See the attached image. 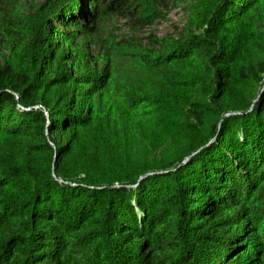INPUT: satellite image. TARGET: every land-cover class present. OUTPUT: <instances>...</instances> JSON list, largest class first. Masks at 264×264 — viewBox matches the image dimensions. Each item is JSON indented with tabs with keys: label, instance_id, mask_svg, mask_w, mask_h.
<instances>
[{
	"label": "trees",
	"instance_id": "trees-1",
	"mask_svg": "<svg viewBox=\"0 0 264 264\" xmlns=\"http://www.w3.org/2000/svg\"><path fill=\"white\" fill-rule=\"evenodd\" d=\"M0 264H264V0H0Z\"/></svg>",
	"mask_w": 264,
	"mask_h": 264
},
{
	"label": "rangeland",
	"instance_id": "rangeland-1",
	"mask_svg": "<svg viewBox=\"0 0 264 264\" xmlns=\"http://www.w3.org/2000/svg\"><path fill=\"white\" fill-rule=\"evenodd\" d=\"M186 21V14L182 8H171L169 16L160 21H155L145 31L155 30L159 35H164L173 31L176 26H182Z\"/></svg>",
	"mask_w": 264,
	"mask_h": 264
},
{
	"label": "water",
	"instance_id": "water-1",
	"mask_svg": "<svg viewBox=\"0 0 264 264\" xmlns=\"http://www.w3.org/2000/svg\"><path fill=\"white\" fill-rule=\"evenodd\" d=\"M149 174H150V173H149ZM149 174H147V175H149ZM147 175L142 176L141 179L144 178V177L147 176Z\"/></svg>",
	"mask_w": 264,
	"mask_h": 264
}]
</instances>
